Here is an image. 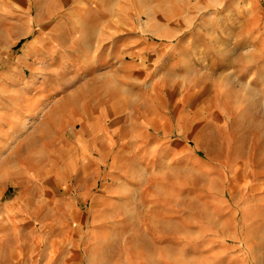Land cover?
<instances>
[{"label": "crops", "instance_id": "1", "mask_svg": "<svg viewBox=\"0 0 264 264\" xmlns=\"http://www.w3.org/2000/svg\"><path fill=\"white\" fill-rule=\"evenodd\" d=\"M56 1L45 14L46 20L40 14L32 20L29 30L33 31L34 24L36 34L30 40L15 38L8 43V15L0 0V197L8 188L17 187L20 177L35 179L41 173L46 180L38 198L26 199V205L31 204L28 217L33 218L32 206L54 204V191L48 188L55 186V174L49 164L38 172L25 167L23 161L46 160V146L62 144L61 140L71 139L79 148L78 159L95 164L108 155L98 146L110 147L113 162L120 159L114 146L125 147L127 160L137 162L136 168L118 174L137 178L127 181L126 193L132 200L126 212H120L119 203L111 200L116 186L115 190L104 187L94 195L85 213L68 199L62 200V215L43 217L36 212L34 229L48 236L41 264H182L175 258L183 247L182 235L172 227L182 213L155 200L145 185V178L157 175L148 162L161 161L166 144L159 130L160 112H147L145 93L149 85L158 86L166 78L199 79L191 73V66L203 56L204 44L167 42L157 34L168 22L179 33H211L216 14L200 9L193 3L198 0H186L190 7L172 15L164 9L153 10L147 3L139 8L134 3L120 7L119 0ZM17 47L18 52L8 57V51ZM26 56L34 71L32 90L23 82L21 71ZM76 112L79 128L70 138V123L60 119ZM108 113L112 120L105 123ZM71 149H63L62 154L71 155ZM95 149L97 156L92 153ZM140 178L143 183L138 184ZM25 194L20 191L0 206L5 214L0 216V225L17 221L18 216L8 210L14 213L22 207ZM28 217H23L26 224ZM9 235L0 233V264H19L15 258L21 256L20 249L7 243L16 241ZM226 239L230 236L218 235V240ZM27 255L30 264H38L37 249Z\"/></svg>", "mask_w": 264, "mask_h": 264}, {"label": "rangeland", "instance_id": "2", "mask_svg": "<svg viewBox=\"0 0 264 264\" xmlns=\"http://www.w3.org/2000/svg\"><path fill=\"white\" fill-rule=\"evenodd\" d=\"M56 2L1 0L8 15L7 42L15 38L18 42L30 40L36 34L34 24L33 31L29 30L32 20L38 14L44 15L41 19L46 20L45 14ZM133 3L139 8L147 3L153 10L164 9L168 15L191 5L186 0H119L120 7L127 4L132 7ZM193 3H198L200 9L214 11L215 30L183 34L168 22L157 34L167 42L183 40L204 44L205 48L203 56L191 66V73H196L198 80L182 82L166 78L158 86L147 87L146 110L151 113L159 110V130L166 144L162 149L164 158L148 162V167L156 170L157 175L145 178V185L149 186L155 200L163 202L167 208L176 207L182 213L177 224H172L183 239L181 252L176 257L173 253L180 263L264 264V0H198ZM18 48L9 50L8 57L18 52ZM21 71L23 82L32 90L30 82L34 71L30 56L24 57ZM194 91L196 94L191 95ZM77 116V112L65 113L64 120L60 119L61 123H70V138L79 128ZM105 116L104 122L109 123L112 114ZM150 132L154 135V130ZM57 142L46 146L45 151L49 150L46 160L23 161L25 167L38 172L44 164H49L55 174L56 184L48 188L54 191V204L47 208L35 204L34 213L43 217L48 213L51 217L62 215L63 199L80 206L85 213L94 195L102 193L104 187L115 190V186L117 190L111 200L119 203L118 210L125 213L128 200H132V195L126 193L127 181L137 180L118 176L137 165L127 160L126 148L114 146L113 152L119 153L120 159L113 162L110 147L98 146L108 155L95 164L78 159L79 148L71 139L61 140L62 144ZM67 148L74 149L71 155L62 154ZM92 153L97 156L99 151L95 149ZM140 179V183L136 181L138 184L143 183ZM45 180L41 173L35 179L22 176L17 187L8 188L0 197V206H6V201L18 192H26L24 205L14 213L11 208L8 210L18 216L17 221L0 225V233L16 239L7 243H15L20 249L21 256L15 258V261L20 260L19 264L31 263L27 254L33 248L39 251L38 264H41V254L47 246L46 231H35V214L29 218L27 211L31 204L28 201L29 206L26 205L27 198H38ZM0 216L5 214L0 212ZM26 216L28 224L23 220ZM223 234L230 239L218 240V235ZM3 259L9 261V257Z\"/></svg>", "mask_w": 264, "mask_h": 264}]
</instances>
